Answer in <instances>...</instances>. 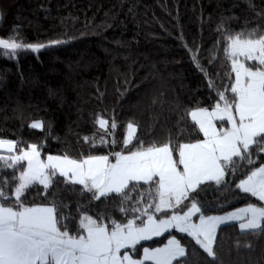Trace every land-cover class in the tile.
I'll use <instances>...</instances> for the list:
<instances>
[{
	"label": "trees",
	"instance_id": "trees-1",
	"mask_svg": "<svg viewBox=\"0 0 264 264\" xmlns=\"http://www.w3.org/2000/svg\"><path fill=\"white\" fill-rule=\"evenodd\" d=\"M253 30L264 34V0H0V38L11 35L24 43L48 45L38 53L0 56V138L23 147L41 145L43 159L49 154L78 159L119 151L129 122L137 126L133 149L140 142L146 147L203 139L187 113L197 107L212 109L218 91L231 98L226 85L235 77L223 51L224 35ZM55 40L65 43H50ZM98 116L109 120V126L115 121L117 129L105 135L95 123ZM36 120L43 130L30 128ZM102 135L107 147L85 143V137L98 141ZM112 140L118 143L112 145ZM253 151L254 166L240 162L244 167L227 173L221 185L207 182L194 194L205 215L263 204L236 188L250 167L264 163V153ZM13 172L0 167V181L11 182L9 193L17 183ZM147 188L142 185L130 195L140 199ZM54 197L72 233L81 213L106 217L105 224L127 221L121 198L95 201L78 185L66 190L63 178L47 198L38 185L26 192L23 202L47 205ZM133 204L130 200L127 207ZM133 215L128 212L127 218ZM169 235L185 247L182 264H264V231L241 232L237 223L218 227L214 261L176 230L140 243L133 254L139 256L143 245H162Z\"/></svg>",
	"mask_w": 264,
	"mask_h": 264
},
{
	"label": "snow or ice",
	"instance_id": "snow-or-ice-1",
	"mask_svg": "<svg viewBox=\"0 0 264 264\" xmlns=\"http://www.w3.org/2000/svg\"><path fill=\"white\" fill-rule=\"evenodd\" d=\"M224 41L223 51L235 76L234 82L226 85L231 98L226 91H218L219 99L211 110L197 107L187 113L203 139L176 144L169 140L146 147L140 142L133 149L130 146L136 139L137 126L129 122L119 151L78 159L49 154L42 159L41 145L23 147L18 141L0 138V153L10 154H0V167L13 169L12 179L17 182L9 193L6 189L11 182L0 181V264H144L146 260L152 264H180L179 258L185 257L186 250L175 237L163 247L144 248L143 259H133L126 251L173 229L187 234L214 261L220 225L237 222L241 232L264 231V204L249 203L226 215L210 216L204 214L194 196L207 182L221 185L227 173L244 167L240 162L254 166V149L264 153V34L256 30L247 35L229 33ZM47 46L24 43L10 35L0 38V56L12 58L29 50L38 53ZM209 87L214 89V83L210 81ZM95 123L105 135L118 127L115 121L109 126V120L100 116ZM43 127L41 121L30 124L32 129ZM84 140L92 148L98 144L107 147L109 143L103 135L98 141H90L89 137ZM111 143L116 145L118 141ZM61 178L66 190L68 185H78L81 193H91L95 201L113 195L121 198L120 211L127 222L105 224L102 221L106 217L94 219L84 213L76 233H72L66 222L69 218L61 212L55 197L47 205L23 202L26 192L38 185L47 198ZM142 185L148 188L141 192L140 199H135L130 193ZM236 188L264 202V163L250 167ZM130 200H134L131 208L127 207ZM128 212L134 214L132 218H127Z\"/></svg>",
	"mask_w": 264,
	"mask_h": 264
},
{
	"label": "rangeland",
	"instance_id": "rangeland-1",
	"mask_svg": "<svg viewBox=\"0 0 264 264\" xmlns=\"http://www.w3.org/2000/svg\"><path fill=\"white\" fill-rule=\"evenodd\" d=\"M235 77V76H234ZM235 79V78H234ZM209 110H211V109H209ZM36 121H38V120H36ZM33 122H35V121H33ZM32 122V123H33ZM217 124L219 125V123L217 122ZM225 124H226V122H225ZM126 132H127V129H126ZM126 135V134H125ZM42 158V157H41ZM43 159V158H42ZM82 214H84V213H81V215ZM81 215H80V217H81ZM210 216H215V215H210ZM95 219V218H94ZM194 219V221H196L197 222V220L195 219V217L193 218ZM127 222V221H126ZM125 222V223H126ZM172 237H175L174 235H169L168 236V238H167V241H168V239H170V238H172ZM176 238V237H175ZM147 241H149V240H147ZM143 242H146V241H141V243H143ZM144 248H149V249H153V248H151V247H149V246H147V245H143L142 247H141V253H140V255L139 256H135L134 254H133V249H127L126 251H128V253L132 256V258L133 259H143V254H144V252H143V250H144ZM122 252L123 251H125V250H121ZM147 261V260H146ZM145 262V261H144ZM173 264H177V261H173ZM181 264V263H180Z\"/></svg>",
	"mask_w": 264,
	"mask_h": 264
},
{
	"label": "crops",
	"instance_id": "crops-1",
	"mask_svg": "<svg viewBox=\"0 0 264 264\" xmlns=\"http://www.w3.org/2000/svg\"><path fill=\"white\" fill-rule=\"evenodd\" d=\"M4 153H6V154H9V153H7V152H4ZM48 156V155H47ZM46 156V157H47ZM46 157L44 158V159H46ZM114 161V160H113ZM263 204H264V202H262ZM247 206V205H246ZM246 206H242V207H246ZM242 207H239V208H242ZM239 208H235V209H232V210H229V211H226V212H223V213H218V214H210V215H215V216H222V215H226L227 213H229V212H232V211H235V210H237V209H239ZM195 219L197 220V222H198V217H195ZM230 223H237V222H229V223H226V224H230ZM238 224V223H237ZM224 225V224H223ZM221 226V225H220ZM239 227V226H238ZM173 230H175V229H173ZM172 231V230H171ZM170 231V232H171ZM170 232H168V233H170ZM166 234V233H165ZM154 238H157V237H153L152 239H154ZM167 243V239H166V241L162 244V245H159V246H156V247H151V248H153V249H155V248H157V247H163L165 244ZM141 253V252H140ZM181 258H179V260H180ZM146 262H148V263H152L151 261H145L144 263H146ZM182 264V263H181Z\"/></svg>",
	"mask_w": 264,
	"mask_h": 264
}]
</instances>
